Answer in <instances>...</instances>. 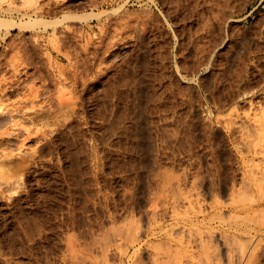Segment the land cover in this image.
Wrapping results in <instances>:
<instances>
[{"label":"rangeland","instance_id":"rangeland-1","mask_svg":"<svg viewBox=\"0 0 264 264\" xmlns=\"http://www.w3.org/2000/svg\"><path fill=\"white\" fill-rule=\"evenodd\" d=\"M3 19L0 264H264V0H0Z\"/></svg>","mask_w":264,"mask_h":264},{"label":"bare ground","instance_id":"bare-ground-1","mask_svg":"<svg viewBox=\"0 0 264 264\" xmlns=\"http://www.w3.org/2000/svg\"><path fill=\"white\" fill-rule=\"evenodd\" d=\"M1 1H2V0H1ZM34 1H35V0H34ZM149 1H150V0H149ZM28 2H31V0H28ZM63 2H64V1H63ZM219 2H220V1H219ZM7 3H8V2H7ZM44 3H45V1H44ZM227 3H228V2H227ZM30 5H31V4H30ZM8 6H9V5H8ZM219 6H220V5H219ZM46 10H47V9H46ZM49 10H50V9H49ZM117 11H118V10H117ZM53 12H54V11H53ZM114 13H115V12H114ZM145 13H146V12H145ZM132 14H133V13H132ZM96 15H97V14H96ZM96 15H95V16H96ZM224 15H225V14H224ZM64 16H65V15H64ZM64 16H63V18H64ZM93 16H94V15H93ZM128 16H130V15H128ZM23 17H24V16H23ZM66 17H67V15H66ZM88 17H91V16H88ZM96 17H97V16H96ZM82 18H83V17H82ZM218 18H219V17H218ZM58 19H59V18H58ZM137 19H138V18H137ZM29 20H30V19H29ZM38 20H39V19H37V21H38ZM8 21H9V20H8ZM8 21H6V20H4V19H3V20H0V28H1L2 26H5L4 29H6V27H8L9 25H10V27H14V25H16V24L13 25V23H12V24H11V23L9 24ZM33 21H34V19H33ZM37 21H36V22H35V21H34V22H31V21H30V22H28L26 25L23 24L25 27H24L21 23L18 24L17 26H19L20 29H21V28H26L28 25H29V26H30V25L32 26V23H34V25H35V23L37 24ZM48 21H49V20H48ZM129 21H130V20H129ZM10 22H12V21H10ZM43 22H44V21H43ZM46 22H47V21H46ZM48 23H50V22H47V25H48ZM125 23H126V22H125ZM43 24L45 25V22H44ZM34 25H33V26H34ZM38 25H39V23H38ZM50 25L52 26L53 24L50 23ZM125 25H126V24H125ZM21 26H22V27H21ZM45 27H46V26H45ZM49 27H50V26H49ZM67 28H68V26H67ZM127 28H128V27H127ZM32 29H33V28H32ZM102 29H103V28H102ZM114 29H115V28H114ZM7 31H8V30H7ZM73 32H74V31H73ZM102 32H103V31H102ZM104 32H105V31H104ZM114 32H115V31H114ZM76 33H77V32H76ZM4 36H5V35H4ZM27 38H28V37H27ZM102 39H103V38H102ZM62 41H63V40H62ZM28 44H29V43H28ZM99 45H101V44H99ZM44 46H45V45H44ZM99 48H100V47H99ZM83 53H84V52H83ZM85 59H86V58H85ZM79 69H80V68H79ZM15 71H16V70H15ZM76 71H77V69H76ZM78 72H79V71H78ZM80 78H81V76H80ZM78 79H79V78H78ZM3 86H4V85H3ZM44 86H45V85H44ZM5 88H6V87H5ZM5 90H6V89H5ZM35 91H36V90H35ZM73 91H74V90H73ZM39 93H40V92H39ZM63 93H64V92H63ZM69 93H70V92H69ZM74 93H75V92H74ZM58 94H59L58 96H60V93H58ZM64 94H65V93H64ZM40 95H41V94H40ZM2 96H3V95H2ZM62 96H63V95H62ZM62 96H61V97H62ZM72 96H73V94H72ZM72 96H71V97H72ZM75 96H76V95H75ZM32 97H33V96H32ZM56 97H57V96H56ZM76 97H77V96H76ZM25 98H26V97H25ZM27 98H28V97H27ZM30 98H31V97H30ZM63 98H64V97H63ZM63 98H62V99H63ZM35 99H36V98H35ZM60 99H61V98H59V100H60ZM72 99H73V98H72ZM39 100H40V99H39ZM78 100H79V99H78ZM60 101H61V100H60ZM75 101H76V98H75ZM75 101H74V103H75ZM79 102H80V101H79ZM40 103H41V102H40ZM66 103H67V102H66ZM70 103H71V102H70ZM62 104H63V103H62ZM3 105H4V103H3ZM16 105H17V104H16ZM33 105H34V104H33ZM68 105H69V104H68ZM31 106H32V104H31ZM34 106H35V105H34ZM45 106H46V105H45ZM55 106H56V105H55ZM61 106H62V105H61ZM70 106H71V105H70ZM10 107H11V106H10ZM15 107H16V106H15ZM27 107H28V106H27ZM1 108H2V107H1ZM19 108H20V107H19ZM32 108H33V106H32ZM41 108H42V106H41ZM41 108H39V109H41ZM43 109H44V107H43ZM43 109H42V110H43ZM67 109H68V108H67ZM0 111H1V110H0ZM13 111H14V110H13ZM59 111H60V110H59ZM65 111H66V110H65ZM14 112H15V111H14ZM20 112H21V111H20ZM40 113H41V112H40ZM76 114H77V113H76ZM31 117H32V116H31ZM27 118H28V117H27ZM38 118H39V117H38ZM11 119H12V118H11ZM16 120H17V119H16ZM42 121H43V120H42ZM14 125H15V124H14ZM16 125H17V124H16ZM20 125H22V124H20ZM32 125H33V124H32ZM244 125H245V124H244ZM41 126H42V125H41ZM36 127H37V126H36ZM38 128H39V127H38ZM238 129H239V128H238ZM19 130H21V129H19ZM7 131H8V130H7ZM24 131H25V132H28V130H27V131L24 130ZM35 131H36V130H35ZM256 131H257V130H256ZM41 132H42V131H41ZM263 132H264V130H263ZM259 133H260V132H259ZM259 133H258V134H259ZM261 133H262V132H261ZM32 134H33V133H32ZM32 134H30V135H32ZM27 135H28V133H27ZM263 135H264V134H263ZM249 139H250V138H249ZM247 147H248V146H247ZM252 147H253V146H252ZM252 147H251V148H252ZM244 149H245V148H244ZM247 149H249V148H247ZM253 149H254V148H253ZM251 151H252V150H251ZM254 151H255V150H254ZM259 154H260V153H259ZM6 155H7V154H6ZM9 155H10V154H9ZM7 156H8V155H7ZM253 159H254V158H253ZM258 173H259V172H258ZM244 175H245V174H244ZM255 176H256V174H255ZM262 182H263V180H262ZM233 190H234V189H233ZM236 194H237V193H236ZM238 194H239V192H238ZM239 195H240V194H239ZM192 199H193V198H192ZM190 200H191V199H190ZM197 201H198V199H197ZM188 203H189V201H188ZM196 204H197V202H196ZM231 204H232V203H231ZM237 204H238V203H237ZM190 206H191V205H190ZM202 210H203V209H202ZM209 211H211V210H209ZM206 214H207V213H206ZM236 216H238V215H236ZM197 217H198V216H197ZM229 217H230V216H229ZM240 217H241V216H240ZM215 220H216V219H215ZM223 220H224V218H223ZM228 220H229V219H228ZM225 223H226V222H225ZM255 225H256V224H255ZM208 233H209V232H208ZM201 234H202V233H201ZM201 234H200V235H201ZM213 234H214V232H213ZM218 234H219V233H218ZM250 234H252L251 231H250ZM205 235H206V233H205ZM208 235H209V234H208ZM183 236H184V235H183ZM183 236H182V237H183ZM222 237H223V236H222ZM245 237H246V236H245ZM190 238H191V237H190ZM197 238H198V237H197ZM206 238H207V237H206ZM206 238H205V240H207ZM211 238H213V237H211ZM215 238H216V236H215ZM227 238H228V236H227ZM235 238H236V236H235ZM192 239H194V238H192ZM228 239H229V238H228ZM242 239H243V238H242ZM248 239H249V238H248ZM197 240H198V239H197ZM221 240H222V239H221ZM223 240H225V239H223ZM234 240H235V239H234ZM249 240H250V239H249ZM177 241H178V239H177ZM182 241H184V240H182ZM182 241H181V243H182ZM192 241H193V240H192ZM211 241H213V240H211ZM242 241H245V240L243 239ZM178 242H179V241H178ZM184 242H185V241H184ZM197 242H199V240H198ZM201 242H203V240H202ZM204 242H205V241H204ZM204 242H203V243H204ZM181 243H180V244H181ZM199 243H200V242H199ZM207 243H208V242H207ZM229 243H230L229 241L225 240V241H224V246H226V248H228ZM258 243H259V242H258ZM193 244H195V241H194ZM193 244H192V245H193ZM204 244H205V243H204ZM204 244H203V245H204ZM210 244H211V243H210ZM248 244H249V243H248ZM254 244H255V243H254ZM103 245H104V244H103ZM218 245H219V244H218ZM176 246H177V245H176ZM188 246H189V244H188ZM199 246H200V244H199ZM204 246H205V245H204ZM208 246H209V244H208ZM210 246H211V245H210ZM210 246H209V248H210ZM231 246H232V245H231ZM231 246H230V247H231ZM255 246H256V245H255ZM74 247H75V246H74ZM200 247H201V246H200ZM206 247H207V245H206ZM68 248H69V247H68ZM196 248H197V246H196ZM201 248L205 249L204 247H201ZM201 248H200V249H201ZM174 249H175V248H174ZM184 249H185V248H184ZM243 249H244V248H243ZM70 250H71V249H70ZM201 250H202V249H201ZM208 250H209V249H208ZM232 250H233V249H232ZM255 250H256V249H255ZM202 251H203V250H202ZM234 251H235V250H234ZM174 252H175V250H174ZM182 252H183V251H182ZM219 252H220V251H219ZM73 253H74V252H73ZM171 253H172V252H171ZM185 253H186V252H185ZM198 253H199V252H198ZM215 253H216V252H215ZM252 253H254V252H252ZM71 254H72V252H71ZM75 254H76V253H75ZM183 254H184V253H183ZM190 254H191V253H190ZM194 254H195V253H194ZM243 254H244V253H243ZM234 255H235V254H234ZM234 255H233V256H234ZM184 256H186V254H185ZM187 256H188V254H187ZM214 256H215V255H214ZM231 256H232V254H229V256H228V259H229V262H228V263H229V264H254V261H255V258H256L257 255L254 257V255L251 254V255H249V256L247 257V259H243V258H242L243 260H246V262H245V261L243 262V260L240 259V261H237L238 263H235V262H234V257H235V256H234V257L232 256L233 258H232ZM244 256H247V255H244ZM192 257H193V256H192ZM176 258H177V256H176ZM215 258H216V257H215ZM215 258H214V260H215ZM235 258H236V257H235ZM211 259H212V258H211ZM222 259H223V258H222ZM193 261H194V260H193ZM216 261H217V260H216ZM227 261H228V260H227ZM227 261H226V262H227ZM255 262H258V260H256ZM207 263H208V262H207ZM212 263H213V260H212ZM217 263H218V262H217ZM217 263H216V264H217ZM228 263H227V264H228ZM180 264H181V263H180ZM213 264H214V263H213ZM256 264H257V263H256Z\"/></svg>","mask_w":264,"mask_h":264}]
</instances>
